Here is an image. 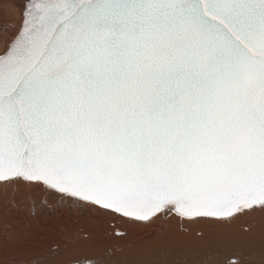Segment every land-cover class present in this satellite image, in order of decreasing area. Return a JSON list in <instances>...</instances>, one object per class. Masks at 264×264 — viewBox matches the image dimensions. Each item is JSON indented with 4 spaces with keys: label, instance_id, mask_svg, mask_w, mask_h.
Listing matches in <instances>:
<instances>
[{
    "label": "snow or ice",
    "instance_id": "obj_1",
    "mask_svg": "<svg viewBox=\"0 0 264 264\" xmlns=\"http://www.w3.org/2000/svg\"><path fill=\"white\" fill-rule=\"evenodd\" d=\"M19 7L0 27V184L108 217L109 238L264 213V0Z\"/></svg>",
    "mask_w": 264,
    "mask_h": 264
},
{
    "label": "bare ground",
    "instance_id": "obj_2",
    "mask_svg": "<svg viewBox=\"0 0 264 264\" xmlns=\"http://www.w3.org/2000/svg\"><path fill=\"white\" fill-rule=\"evenodd\" d=\"M14 11L18 18L20 10ZM12 187L17 186L5 187L0 184V191L12 190ZM28 192L32 198L35 197L34 194L50 195L49 192L33 191L30 188ZM49 202L51 206L39 204L37 208H33L40 209L34 214L31 212L21 214V207H10L0 225V264H68L69 258L77 253L104 257L107 264H226L228 259L237 257L242 259L244 264H264L262 229L259 230L258 226L251 228L252 232L240 230V233L237 231L236 233L234 224L227 227L187 225L194 230L185 229V232L180 233L182 228L177 222L163 221L150 227L127 226V236L124 239L109 238L106 235L108 228L96 230L88 227L84 229L85 233H92L94 239L81 242L75 251H68L65 250L66 243L54 240L55 227L59 223L64 225L73 222L76 216L90 214L73 211L69 216L67 208L62 209L58 203L52 205L51 200ZM207 226H213L214 229L206 231ZM42 231H46L47 236L40 235ZM250 234H259L260 237L253 236L255 239L251 240ZM11 244H15V247L8 248ZM7 248L13 253H23L24 257L21 261L18 258L8 259Z\"/></svg>",
    "mask_w": 264,
    "mask_h": 264
},
{
    "label": "rangeland",
    "instance_id": "obj_3",
    "mask_svg": "<svg viewBox=\"0 0 264 264\" xmlns=\"http://www.w3.org/2000/svg\"><path fill=\"white\" fill-rule=\"evenodd\" d=\"M23 2H24V0H0V27H3L6 24L11 25V24H14V22L16 23L18 21L19 16L17 18V13H15L14 10H16V9L20 10L19 6H20V4H23ZM14 3H15V5H14ZM11 5L13 6L12 8H11ZM8 20H10V21H8ZM23 188H25V189H23ZM28 190H29V188L26 187L25 185H20L17 187H12V190L0 191V225L3 223V220H4L7 212L10 210L11 206H14L17 208L21 207V209H20L21 214H23V212L24 213L31 212L32 214H34L37 210H40L39 208L35 209V210L33 209V208H37L39 204L46 205V207L48 205L51 206V203L49 202V200H51L52 205H54L56 203H58L60 205V201L58 199L57 194H53V193H50V195H46L43 193L34 194L35 197L32 198L31 197L32 195L29 194ZM38 193H40V192H38ZM46 202H48L50 204H47ZM31 205H32V207H31ZM61 208L66 209L67 204H64L63 207H61ZM241 222H243V223H241ZM110 223H111V221H110V219H108V217L97 218L96 215H93V214H90L87 216L84 215L81 217L76 216L73 218V222L64 223V225H62V223L57 224V226L55 227L54 240L57 242L62 241L65 244V243H67V235L68 234L75 235L77 233H85L84 229L88 228V227L95 228L96 230H102V229H106V228L109 229ZM172 223H176V221H172ZM25 225H27V223H25ZM178 225H180V224L178 223ZM249 226H251V228H255V227L259 226L258 229L259 230L262 229V231L264 232V213L257 212L254 215H251L248 218H246V220L242 219V220L238 221L237 223L235 222L233 227H234L235 232L237 231L240 233L243 230L245 232L246 229L249 228ZM181 228H182V231L180 230L179 231L180 233L185 232L184 231L185 229L194 230L192 227L187 226V225H185ZM213 229H214L213 226L205 227L206 231L213 230ZM248 232H252V230L246 231V233H248ZM244 234H242V235H244ZM40 235L47 236V233H46V231H42ZM258 235L259 234H255V235L250 234L251 237L250 236L249 237L252 240V239H255L253 236H255L256 238L257 237L259 238L260 236H258ZM12 247H15V244L14 245L11 244V246H9L8 248H12ZM8 248L6 250H8ZM5 251H3V253ZM8 253H9V255L7 256L8 259H17L18 258V260L21 261L22 258L24 257L23 253H13L9 250H8Z\"/></svg>",
    "mask_w": 264,
    "mask_h": 264
}]
</instances>
